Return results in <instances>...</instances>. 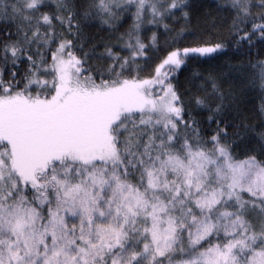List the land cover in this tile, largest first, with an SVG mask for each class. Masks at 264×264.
Returning a JSON list of instances; mask_svg holds the SVG:
<instances>
[{"label": "snow or ice", "instance_id": "snow-or-ice-1", "mask_svg": "<svg viewBox=\"0 0 264 264\" xmlns=\"http://www.w3.org/2000/svg\"><path fill=\"white\" fill-rule=\"evenodd\" d=\"M216 12L0 0V264H264V0Z\"/></svg>", "mask_w": 264, "mask_h": 264}, {"label": "trees", "instance_id": "trees-1", "mask_svg": "<svg viewBox=\"0 0 264 264\" xmlns=\"http://www.w3.org/2000/svg\"><path fill=\"white\" fill-rule=\"evenodd\" d=\"M192 2L197 5L200 12H212L213 15H217L216 4L219 3L220 0H192ZM221 35L227 36V32L222 31ZM237 59H239V56L231 47L227 48L222 53L210 54L208 57L194 56V58L189 61L188 66L180 73V79L184 80L194 68L206 71L223 65L227 60L235 62ZM259 104L260 99L258 95L256 93H249L247 97V107L250 109L257 108Z\"/></svg>", "mask_w": 264, "mask_h": 264}]
</instances>
